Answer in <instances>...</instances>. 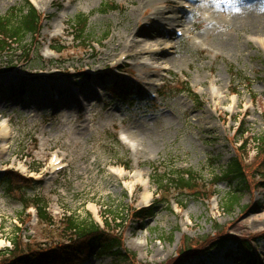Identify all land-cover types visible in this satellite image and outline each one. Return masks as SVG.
<instances>
[{
  "label": "rangeland",
  "instance_id": "obj_1",
  "mask_svg": "<svg viewBox=\"0 0 264 264\" xmlns=\"http://www.w3.org/2000/svg\"><path fill=\"white\" fill-rule=\"evenodd\" d=\"M182 1L142 8V0H30L42 17L39 34L0 57V131L3 121L9 130L0 137V252L12 249V237L24 249L65 243L71 215L120 235L126 256L92 254L74 241L67 248L80 254L68 264H237L228 254L235 246L215 248L216 237L256 240L264 231V146L256 151L255 141L264 132V0L193 4L185 25L175 26L182 36L164 32L175 50H161L177 63L121 54L119 44L133 29L154 34L165 25L153 22L154 7L174 10ZM105 2L117 8L103 12ZM22 4L0 0V15ZM250 6L261 13L251 25L238 17ZM78 14L87 16L83 43L72 37L70 22ZM224 34L231 48L219 44ZM238 131H245V146ZM52 153L66 164L55 172ZM233 158L246 187L225 211V199L240 185L214 177ZM184 170L196 180L180 191L171 173ZM137 172L149 177L147 202ZM19 196L41 197L52 224L41 223L32 207L24 210ZM149 204L147 218L132 215ZM255 240L262 257L264 239ZM186 249L195 256L185 258ZM132 255L133 261L125 259Z\"/></svg>",
  "mask_w": 264,
  "mask_h": 264
},
{
  "label": "trees",
  "instance_id": "obj_2",
  "mask_svg": "<svg viewBox=\"0 0 264 264\" xmlns=\"http://www.w3.org/2000/svg\"><path fill=\"white\" fill-rule=\"evenodd\" d=\"M116 8V5L111 3L105 2L102 5L103 12ZM40 21L39 14L32 6L26 3V0H23L21 8H11L10 14L0 15V57L8 54L10 51L25 46L24 44H26L27 37H32L38 33L40 29ZM73 24L76 32L74 39L80 43L85 42L88 39V36H86L87 16L84 14L76 15L73 19ZM22 88H20V90H22ZM185 90L187 91L188 89L186 88ZM255 141L258 144V146H256V151H258L260 147L264 146V132H262ZM261 161H263V159H261L260 162ZM243 172L244 170L240 162L236 159H232V161L224 169H221L219 174L214 177L216 180L215 182L224 179L230 182L236 181L238 185H240L237 191H232V193L225 199L222 205L225 211H228L237 203L239 197L236 193L238 191H243L246 187V178L244 177ZM172 176L170 182L175 186L180 185V188L190 189V185L195 181V176H193L190 171L173 173ZM3 180H6V183H8L10 181V176L5 175ZM161 181L162 180H160V182ZM9 189L10 187H7V190ZM20 201L24 207L31 202L36 205L38 219L41 223H52V218L45 211L44 203H42L38 197L27 199L21 196ZM146 211L147 209L145 208L141 209L138 213H134L133 216L144 218L147 216ZM119 219V217H116L114 222ZM65 222L67 233L63 238L68 242L67 244H55L47 249H24L16 240L17 237H12V249L5 248L4 251L0 252V257L2 258L0 259V264H68L70 261L72 263V259L76 258V256L74 257L73 255L77 254L79 256L80 254L78 251H73L67 248L68 245L73 244L72 242L74 241L81 242V244L82 242L87 244L88 250L90 249L89 252L92 254L110 253L117 257L126 256V250L123 246L122 239L119 237L120 235L104 231L105 229L100 228L98 224L88 217L79 220L77 218L75 219L73 216H69L65 218ZM108 226L109 223L106 222V230H109ZM220 234L221 235H218L214 240L215 246L223 247L230 243L233 244L235 250H230L228 254L234 258L237 264H264V255L259 258L256 254L254 245H252L256 236L250 238V240L239 237H229L228 239L224 237V233ZM257 239H264V231L259 234V237L256 238V240ZM188 253L190 254L188 255ZM184 254V257L188 255L185 258L195 256L193 252H189L188 249L185 250ZM134 258V255L125 257L126 260L130 261H133Z\"/></svg>",
  "mask_w": 264,
  "mask_h": 264
},
{
  "label": "bare ground",
  "instance_id": "obj_3",
  "mask_svg": "<svg viewBox=\"0 0 264 264\" xmlns=\"http://www.w3.org/2000/svg\"><path fill=\"white\" fill-rule=\"evenodd\" d=\"M156 1L158 0H142V3L140 4V6H142V8H148L149 6H154ZM163 8H161L160 6H156L153 8V11H152L153 22L161 21L162 24H165V25L160 26L161 30L157 31L156 28H153L151 31L154 32V34H152V33L145 31L144 28L133 29L130 36L126 37L122 44H119L123 52L121 54H125L126 56L132 54L134 58H137L140 55L147 56V57H153V61H158V59L163 58V59L171 60V63H172V60L175 63L178 62L177 60L171 59L168 56L164 55L166 52L163 53L161 50L162 48L167 49L169 47H172V42L169 41L167 37L164 35V32H165L164 28L173 27V28L179 29L180 26H184L185 23L184 21H182V17L186 13H184V6L182 5L180 6L178 5V7H176V9L174 10L173 9L164 10ZM245 12L246 14H241L243 16H239L240 15L239 14L238 17L240 18V20L243 19L244 21L249 22L250 25L252 24L253 20H256V18H258L257 16L261 15L259 11L257 12V8H253L252 6H250V9H248ZM65 16H66L65 12H63L62 17H65ZM61 24L62 22H59L57 25L61 26ZM175 26H179V27H175ZM261 30H264V27H262ZM263 39L264 38L262 37V39H259V40H260L261 45L264 47ZM219 41H220L219 44L223 46L225 49L231 48L232 39L229 36V34H224L223 36H221L219 38ZM173 48L175 50V45H173ZM113 49H114L113 47H110V50L108 53L112 52ZM146 60H150V58H146ZM142 63L143 65H147V62H142ZM166 65H168V63L167 64L164 63L162 68L164 69ZM212 94H215V91L213 89H212ZM85 108L88 109V107H85ZM87 112L88 111H85V114ZM2 136L4 137L8 136V128H7V125L4 124V122L2 123V129L0 131V137ZM127 139L129 141H127ZM130 139L132 138H130L129 135H127V137L125 135H122V141L125 142L126 144H130V141H131ZM6 147L7 146L5 145L4 148ZM114 172L117 176L122 175V170L119 168L117 169L115 168ZM135 178L137 181L141 182L143 185V193L141 196V201L147 202L150 196L149 177L147 173H145L144 175L141 172H137L135 174ZM90 207L94 210V212H96L95 206H90ZM153 252H158V249H153Z\"/></svg>",
  "mask_w": 264,
  "mask_h": 264
}]
</instances>
